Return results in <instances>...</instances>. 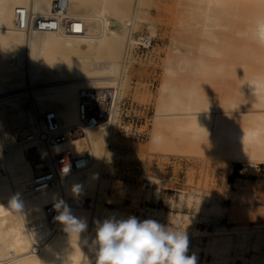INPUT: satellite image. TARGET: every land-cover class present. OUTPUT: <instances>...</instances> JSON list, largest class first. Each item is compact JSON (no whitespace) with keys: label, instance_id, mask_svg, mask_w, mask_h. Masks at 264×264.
<instances>
[{"label":"bare ground","instance_id":"bare-ground-1","mask_svg":"<svg viewBox=\"0 0 264 264\" xmlns=\"http://www.w3.org/2000/svg\"><path fill=\"white\" fill-rule=\"evenodd\" d=\"M140 6L141 0H0V264H94L100 215L120 219L122 205L111 211L102 202L133 48L152 44V35L134 34L137 19L148 13ZM185 7L203 19L194 34L203 39L201 54L220 58L223 43L231 63L213 66L187 52L169 56L153 140L165 145V130L182 142L208 137L235 161L264 163V0H188ZM223 29L243 44L221 39ZM226 66L239 83L229 112L200 95L189 76ZM82 93L106 95L102 101L112 96L106 117L93 127L81 124ZM50 112L75 131L69 141L49 142L43 117ZM68 150L80 166L59 173L51 159ZM47 166L53 178L39 182ZM59 201L85 224L78 235L56 219Z\"/></svg>","mask_w":264,"mask_h":264},{"label":"rangeland","instance_id":"rangeland-1","mask_svg":"<svg viewBox=\"0 0 264 264\" xmlns=\"http://www.w3.org/2000/svg\"><path fill=\"white\" fill-rule=\"evenodd\" d=\"M141 1L148 13L137 19L134 34L152 35V44L133 48L130 85L119 110L115 138L108 146V182L102 204L111 211L122 205L120 219H154L185 230L186 254H195L197 264H264V163L235 161L225 147H217L208 137H188L182 142L179 135L165 130V145L153 140L162 85L169 77L165 72L169 56L187 52L217 66L218 61H228V48L218 44L220 58L201 54L203 39L194 34L202 30L203 19L188 13V0ZM228 30L223 29L220 38L241 46L243 38L230 39ZM240 51L233 55L239 56ZM231 70L226 66L225 71L209 76L189 74L199 94L223 112L231 110L229 104L239 86ZM100 217L103 221L112 216Z\"/></svg>","mask_w":264,"mask_h":264},{"label":"clouds","instance_id":"clouds-1","mask_svg":"<svg viewBox=\"0 0 264 264\" xmlns=\"http://www.w3.org/2000/svg\"><path fill=\"white\" fill-rule=\"evenodd\" d=\"M13 205L20 207L15 201L10 202V206ZM54 208L59 211L56 219L70 235L84 230L85 224L63 201L54 204ZM96 223L94 264H197L195 254H186L188 236L185 230L135 216L126 219L113 216Z\"/></svg>","mask_w":264,"mask_h":264},{"label":"built area","instance_id":"built-area-1","mask_svg":"<svg viewBox=\"0 0 264 264\" xmlns=\"http://www.w3.org/2000/svg\"><path fill=\"white\" fill-rule=\"evenodd\" d=\"M105 96L106 95H104V97ZM101 98H97L96 96H93V93L91 94L82 93V97H81L82 127H93L106 117L107 106L110 103L112 96L108 94L107 100L103 99V101L101 100ZM43 120L45 122L46 127L48 128V135H49L48 140L52 145H57L60 143L67 142L70 140L71 136L75 135L74 130L68 131L60 126L58 118L53 112H50L47 115H45L43 117ZM85 157L88 158L90 157V155L86 153ZM51 160L54 166V170L63 174L68 173L74 170L75 168L78 169L80 166V159L74 156V154L70 150L64 151L54 156ZM41 170L42 171L39 173V175L42 176L39 178V182L45 180V178H47V180H51L53 178L52 173H50L52 170L51 167L47 166L41 168ZM46 173H50V174L44 175Z\"/></svg>","mask_w":264,"mask_h":264}]
</instances>
